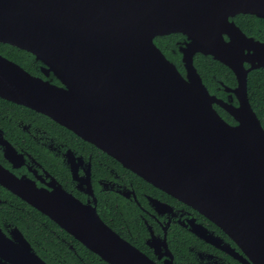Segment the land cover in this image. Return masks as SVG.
<instances>
[{"label":"water","instance_id":"95a60500","mask_svg":"<svg viewBox=\"0 0 264 264\" xmlns=\"http://www.w3.org/2000/svg\"><path fill=\"white\" fill-rule=\"evenodd\" d=\"M240 14L264 19V0H0V42L34 54L62 85L0 55V97L100 148L214 222L253 264H264V127L248 97V73L264 67V44L228 21ZM171 34L187 37L186 78L155 43ZM197 53L235 71L237 107L210 94L194 66ZM0 183L9 187L1 165ZM23 184L9 188L54 219L63 205L62 226L103 260L155 264L95 208L64 191ZM0 264L47 263L18 229L7 237L0 228Z\"/></svg>","mask_w":264,"mask_h":264},{"label":"flooded vegetation","instance_id":"af4514ba","mask_svg":"<svg viewBox=\"0 0 264 264\" xmlns=\"http://www.w3.org/2000/svg\"><path fill=\"white\" fill-rule=\"evenodd\" d=\"M228 21L235 23L249 38L264 44V19L240 14L229 17ZM224 39L231 41L228 33L224 34ZM187 42L183 34L155 38L158 48L184 78L187 70L181 50ZM245 54H250V50L246 49ZM0 55L32 76L62 86L53 72L47 76L45 65L34 54L0 42ZM193 60L210 94L237 107L239 102L234 90L238 87V78L235 71L213 56L202 53H197ZM251 66L250 62H244L245 69ZM261 69L264 67L248 73V97L250 75ZM251 106L257 114L252 103ZM214 109L229 124L237 125L225 108L215 103ZM262 125L264 127L263 122ZM0 165L9 173L11 189L15 186L23 189V183L29 182L41 192L58 193L61 190L83 205L95 208L109 228L155 264H246L244 261L253 264L222 229L199 211L150 184L50 117L2 97ZM9 187L0 183V208L8 205L12 209L34 212L32 215L36 217L37 225L46 231L51 242L60 247L48 250L40 237L41 240L35 241L47 256H55L54 264H110L62 226L65 219L63 205L59 209L61 213L54 219ZM56 200L59 201L58 197ZM0 228L7 237H12L14 229H18L36 254L50 264L10 217L0 219ZM77 243L97 256V261L86 259L84 256L91 255L79 252ZM225 244L240 258L225 251L222 248Z\"/></svg>","mask_w":264,"mask_h":264},{"label":"trees","instance_id":"16d2710c","mask_svg":"<svg viewBox=\"0 0 264 264\" xmlns=\"http://www.w3.org/2000/svg\"><path fill=\"white\" fill-rule=\"evenodd\" d=\"M249 98L254 109L257 111L260 120L264 124V70L262 69L256 70L250 75ZM32 213L34 212L12 209L8 205H4L2 208H0V219L10 217L13 221H15L16 224L22 229V231L26 233L28 239L32 242V244L36 246V249L42 255V257H44L50 264H54L53 257L55 256H47V253H45V251L40 249V247L38 248L35 241L42 239L45 242V247L48 250L60 247L57 246L55 242H51L50 236L47 235L46 231H42V229L37 225V219L34 215H32ZM77 246L79 252L91 255L84 256L86 259L92 258L96 259L97 261V256H93L94 254L92 252L78 243ZM40 250H42V252Z\"/></svg>","mask_w":264,"mask_h":264}]
</instances>
